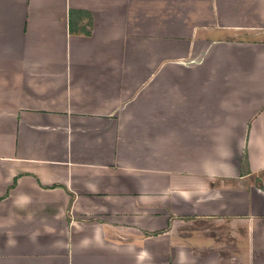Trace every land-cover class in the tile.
Listing matches in <instances>:
<instances>
[{
    "label": "crops",
    "instance_id": "1",
    "mask_svg": "<svg viewBox=\"0 0 264 264\" xmlns=\"http://www.w3.org/2000/svg\"><path fill=\"white\" fill-rule=\"evenodd\" d=\"M0 264H264V0H0Z\"/></svg>",
    "mask_w": 264,
    "mask_h": 264
},
{
    "label": "trees",
    "instance_id": "2",
    "mask_svg": "<svg viewBox=\"0 0 264 264\" xmlns=\"http://www.w3.org/2000/svg\"><path fill=\"white\" fill-rule=\"evenodd\" d=\"M74 14V12H70L69 13V32L71 33V34H74V33H76V31L78 30V26L74 23V21L72 20V15ZM89 27H90V25H89ZM85 29H83V35H89V32H85L84 31Z\"/></svg>",
    "mask_w": 264,
    "mask_h": 264
}]
</instances>
